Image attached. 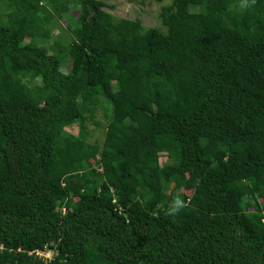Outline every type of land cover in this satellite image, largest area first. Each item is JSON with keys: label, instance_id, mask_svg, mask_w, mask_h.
<instances>
[{"label": "trees", "instance_id": "obj_1", "mask_svg": "<svg viewBox=\"0 0 264 264\" xmlns=\"http://www.w3.org/2000/svg\"><path fill=\"white\" fill-rule=\"evenodd\" d=\"M77 1L63 73L70 0H0V264H264V0Z\"/></svg>", "mask_w": 264, "mask_h": 264}, {"label": "rangeland", "instance_id": "obj_2", "mask_svg": "<svg viewBox=\"0 0 264 264\" xmlns=\"http://www.w3.org/2000/svg\"><path fill=\"white\" fill-rule=\"evenodd\" d=\"M103 2L106 6L105 11L112 14L115 18H125L136 20L139 19L145 27H160L165 28L162 20L160 18V12L164 5L172 3L173 0H99ZM4 6L0 5V15L6 13ZM192 10H198L197 6H193ZM78 14V1L70 0L68 16L69 18H64L60 21L54 22L50 26L49 30L51 36L46 40H41L39 45L42 46L48 54H57L56 44H61L64 47L63 56L66 58L64 64L61 65V71L66 73L69 68L68 50L69 42L72 38L70 29L76 26V17ZM66 17V16H65ZM24 40L27 41L28 38L24 37ZM37 84L38 81H35ZM100 104L95 112L93 120H88L87 124V133L88 137L86 144L84 146L85 151H91L95 154V158H99V151L101 144L105 135V128L108 124V116L110 115L109 104L103 98L100 99ZM67 132L74 135L77 134L78 126L73 124L72 126L66 129ZM166 160V155L161 154L160 162ZM93 163V160L90 161ZM93 167H97L96 164H93ZM99 170V168H97ZM186 191V190H185ZM190 193V191H186ZM7 203H11V200L7 199ZM264 206V204H263ZM45 254L48 257L47 260L52 258L53 252L49 251Z\"/></svg>", "mask_w": 264, "mask_h": 264}, {"label": "clouds", "instance_id": "obj_3", "mask_svg": "<svg viewBox=\"0 0 264 264\" xmlns=\"http://www.w3.org/2000/svg\"><path fill=\"white\" fill-rule=\"evenodd\" d=\"M256 0H240V7L243 9L249 8L250 6L254 5ZM187 204L183 199L177 196L172 205L168 208L167 214L168 215H175L178 214L182 209L186 208Z\"/></svg>", "mask_w": 264, "mask_h": 264}, {"label": "built area", "instance_id": "obj_4", "mask_svg": "<svg viewBox=\"0 0 264 264\" xmlns=\"http://www.w3.org/2000/svg\"><path fill=\"white\" fill-rule=\"evenodd\" d=\"M40 255H43L44 257H46V258H48L46 255H48V254H40Z\"/></svg>", "mask_w": 264, "mask_h": 264}]
</instances>
